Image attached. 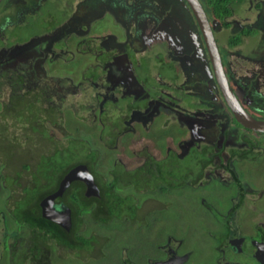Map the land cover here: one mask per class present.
<instances>
[{
  "label": "flooded vegetation",
  "instance_id": "flooded-vegetation-1",
  "mask_svg": "<svg viewBox=\"0 0 264 264\" xmlns=\"http://www.w3.org/2000/svg\"><path fill=\"white\" fill-rule=\"evenodd\" d=\"M46 1L0 0V264L94 258L122 215L132 229L149 225L157 233L166 223L165 195L216 186L223 199H199L219 224L205 226L221 234L209 249L214 264H264V221L251 223L263 201L256 178L264 170V130L236 119L199 22L202 14L237 102L264 121V0H196L197 11L188 0H58L65 13L24 38L25 15L33 18ZM15 23L10 38L19 40L6 43L5 29ZM82 83L93 101L74 107L67 94ZM67 112L80 125L68 127ZM69 138L88 146L64 167L55 156L73 154ZM195 151L196 171L178 163ZM170 234L152 244L157 255L146 264H185L194 248Z\"/></svg>",
  "mask_w": 264,
  "mask_h": 264
},
{
  "label": "rangeland",
  "instance_id": "rangeland-1",
  "mask_svg": "<svg viewBox=\"0 0 264 264\" xmlns=\"http://www.w3.org/2000/svg\"><path fill=\"white\" fill-rule=\"evenodd\" d=\"M8 6L9 4H7V7ZM65 7L66 6L64 5V3H61V2L59 3L58 0H47L46 2H43L41 4V7L36 12L33 18H32V15H33L32 12H28L25 15L23 26L20 29V33L22 34L23 32V37L26 38L31 33L33 34V33L40 31V29H42L43 27L48 26V24H50V21L51 23L57 21L59 17H61L65 13V10H66ZM4 10L6 9H3V6H2L0 9V12H4ZM8 17L14 18V16H11V15H9ZM8 20L9 19L7 18V21ZM31 20H34V22ZM18 25L19 24L15 23L14 26L10 25L6 27L5 29L6 31L5 33L7 37L6 43H11L13 40H16V39L19 40V37H15V36L14 37L16 39L10 38L11 37L10 35L13 36L12 34L13 32H18L19 30ZM61 65H62L61 67L65 66L63 63ZM73 80H75V77ZM49 84L50 83H48V85ZM80 86H81L80 88H76L77 86H73L71 93L70 94L66 93V94L68 98L71 95L70 96L71 102H73L72 105H74V103L78 104L79 102H83L85 105L88 106L89 103L93 101V96L90 97V95L87 92L84 93L85 87H88L87 83H82ZM41 91L42 89L40 90V92ZM42 92L44 94L50 95V93H45L44 91ZM42 92H41V95L43 96ZM125 98L128 99L127 97ZM65 101L69 102L70 100L68 99ZM120 101H126V100L118 99V102ZM76 106L77 105H74V107ZM73 110L77 112L80 111L79 108L73 109ZM67 113H68V116H70L67 121L68 127L80 125L79 122H76L70 119L72 116V113L71 114L69 112ZM101 117L104 118V115H102ZM86 121L88 123H91L90 119ZM102 123L104 124L101 129L100 124ZM97 124L99 125L97 129L98 130L101 129L104 132V134L107 137H109V140H111V137L113 138V136H115V135L112 136L110 132L107 131L108 125L105 123V121H101L100 118H98ZM188 128L189 126H186L185 124L183 135L186 134V131H188ZM179 136L178 135L175 136V140L177 143L180 140L179 138H176V137H179ZM226 137H228L227 134H226ZM83 140L80 142L79 141L77 142V141H72V139L69 138L68 145L66 146V151L72 150L73 154L72 155H69L67 153L59 154L58 157L55 156V159L59 160L64 167L71 161L74 162L77 159L78 160L82 159L83 152H81V149L85 151L88 146L87 143ZM62 141H64V138L62 139ZM138 141L140 145L143 144L141 140H138ZM163 141L164 140H161L160 143H162ZM78 145H82V148L78 150L72 149V148L77 147ZM228 145H233V144L229 143ZM133 148H135V145H133ZM192 154L193 153H189L185 155L182 159L179 160L178 163L182 165V167L184 165H188L192 167L194 171H196L198 164H196L195 157L199 156V152L195 151L194 155ZM262 157H264V151L262 153ZM138 158L139 157L136 156L134 159H138ZM258 172L259 174H262V175H259L256 178V180L259 178L262 180L263 186H262L260 195L263 197V201H261L262 208H261L260 215L252 216V221H251L252 225L258 223L261 220L264 221V170H262V167L258 169ZM198 187H199L198 190L203 189L202 188L203 184L200 183ZM217 188L218 187L216 186L214 189L210 188L208 191L206 189V192L204 191L200 195L190 194V193L185 194L184 196H181V197H171L170 195L169 196L165 195L166 196L165 198L168 197L166 199V201L168 202V204L166 205V209L161 214L160 212H157L156 215L157 214L162 215L161 219L165 220L166 223L162 224V231H159L157 233L152 232L151 231L152 228L149 227V225H147L143 229L140 227H135L132 229L129 226L131 225L129 221V217L122 215L123 220L118 221L115 225H113L110 228L112 233L110 232L111 234H110L109 240L107 244L105 245V247L103 248V250L102 251L99 250L97 252L98 255L94 256V258L82 259L83 261L78 262L77 264H146V262L148 261L145 262V260L148 256L157 255L156 251L154 250V246L152 244L160 240V238L162 240L164 234H167V233H171L170 235H173V236L180 235V237L183 240L184 247L187 246L188 248H194V251L192 252V254H190L189 257L188 256L186 257L185 264H203V263L214 264V261L212 260L214 253H212L209 249L214 250L212 247L213 246L215 247L218 244L217 240L219 239L221 234L219 233L216 236H213L214 231L211 232L207 230V228L211 222H213L212 229L217 228L215 226H218L219 224L216 221H213V219H211V215L209 213H207V215L203 213L204 212L202 209L203 207L199 199L201 196H203L205 197L207 202H209V204L211 203L214 205L215 200H220L224 198L223 193L221 191L218 192ZM225 190L228 193V190L227 189ZM224 205L225 203L223 202L221 206L224 207ZM159 206H162V204L159 203L157 207ZM157 211H160V210H157ZM125 213L128 214L129 216H133V212L129 208H128V211H125ZM112 214L113 216L117 217L119 214H123V213H120V211H117V210H113ZM213 216L215 217V219L220 220V216H218L217 213L213 212ZM153 220L157 221L158 217H154ZM205 226H207V228ZM260 226L262 225L260 224ZM74 262H77V259L71 260L72 264H74ZM64 263L67 264L68 259Z\"/></svg>",
  "mask_w": 264,
  "mask_h": 264
},
{
  "label": "water",
  "instance_id": "water-1",
  "mask_svg": "<svg viewBox=\"0 0 264 264\" xmlns=\"http://www.w3.org/2000/svg\"><path fill=\"white\" fill-rule=\"evenodd\" d=\"M190 5L194 10L197 11L198 2L196 0H188ZM197 3V4H196ZM200 27L203 31V35L205 37V42L208 46L209 52L212 55V58L214 56L215 61L213 60L214 67L216 70V76L218 83L223 91L224 97L229 104L231 110L233 111L236 119L244 126L254 128V129H261L264 130V121H259L254 119L249 113H247L237 102L234 94L231 92L229 86L227 85L225 78L223 76L222 68H221V62L219 60V54L217 52V48L214 42V39L211 35V32L208 27L207 21L202 17V14L200 15ZM76 170L73 168L70 170L67 175L63 178L64 185L69 181V179L72 177V173H74ZM177 259L170 258L169 260L163 261V262H156L152 264H177Z\"/></svg>",
  "mask_w": 264,
  "mask_h": 264
}]
</instances>
